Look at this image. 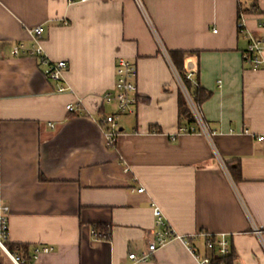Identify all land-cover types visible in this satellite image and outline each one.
Instances as JSON below:
<instances>
[{"label":"crops","instance_id":"1","mask_svg":"<svg viewBox=\"0 0 264 264\" xmlns=\"http://www.w3.org/2000/svg\"><path fill=\"white\" fill-rule=\"evenodd\" d=\"M240 12L264 41V0H0V237L6 218L9 243L31 256L53 249L32 264H200L190 248L208 255L202 236L129 259L147 250L155 203L179 236L226 235L233 264H264V142L246 133L264 134V65L244 62ZM37 27L46 57L68 64L71 92L59 94L37 59L12 55L31 48ZM170 51L188 53L186 68L212 93L200 108L206 133L197 122L201 132L179 134L188 122ZM120 58L137 67L138 103L110 149L99 121L116 111L103 96ZM77 104L81 113L67 111ZM0 264H15L1 246Z\"/></svg>","mask_w":264,"mask_h":264},{"label":"built area","instance_id":"2","mask_svg":"<svg viewBox=\"0 0 264 264\" xmlns=\"http://www.w3.org/2000/svg\"><path fill=\"white\" fill-rule=\"evenodd\" d=\"M88 0H69L70 3L81 2L85 3ZM257 12V11H256ZM259 27L264 28V14L259 13ZM238 31L241 34H246V37L249 41L248 48L244 54V62L250 66L252 70H258L264 65V60L262 58L263 52V44L264 41L252 33L247 27V16L244 12L239 13L238 23H237ZM33 38V45L31 48L26 47L25 45H18L14 47L12 51V55L15 57H29L37 59L41 66L44 67V74L46 78L54 83H57V92L59 94H65L71 92V89L64 84V73L68 69V64L66 62H54L49 60L43 50L42 47V38L44 33L43 27H37L30 31ZM178 79L182 85L184 94L190 104L193 114L197 120V122L201 126L202 132H207L206 127L204 125L203 118L201 113L194 106L188 92L186 91L183 82L180 76L177 74ZM138 77V70L136 65L124 58H120L117 62L116 68V84L112 91L107 92L103 96L104 103L114 106L115 112L108 116H105L101 121H99V125L102 128V131L105 135L107 147L110 149H114L117 145V140L120 135V126L119 119L124 116L134 115L135 108L138 103V88L136 85V80ZM185 77L188 80L194 82V74L192 70L187 68V72ZM80 104L77 105H68L67 111L69 113H81ZM51 128H55L54 125L49 124ZM198 129L194 127H182L180 129L179 134H192L198 133ZM200 131V132H201ZM246 133L252 134L258 142H264V134H254L250 131H246ZM175 140V137H173ZM129 168L125 166L124 172L127 173ZM131 192L138 194H145L146 189L144 187H131ZM152 211L155 219L154 229L151 233V239L149 241L147 250L141 255L137 256L136 254H131L129 259L135 263H142L150 260L154 254L165 247L167 244L174 240H181L186 245L189 246V243L198 238L203 237L206 239V247L208 251L213 250L215 246H217L218 253L221 257H226L231 252L230 242L227 239L226 235H219L217 238V242L214 243L212 241L211 234L208 233H200V235L191 236V237H182L179 236L172 226L166 220L162 210L155 204L152 203ZM1 227L3 236L0 237V246L4 249L7 256L15 263V264H24V261L20 256L12 254L8 248L5 246L4 241L7 238V219H1ZM262 230L254 227V233L260 235L262 234ZM95 237L104 239L105 234L100 232L94 233ZM196 259H198L200 264H211V259L207 256L200 257L199 254L192 248H190ZM53 252L52 248L49 247H39L33 251L32 259L36 260L43 253H51Z\"/></svg>","mask_w":264,"mask_h":264},{"label":"trees","instance_id":"3","mask_svg":"<svg viewBox=\"0 0 264 264\" xmlns=\"http://www.w3.org/2000/svg\"><path fill=\"white\" fill-rule=\"evenodd\" d=\"M187 55L188 53L181 51L169 52V57L172 61V64L174 65L178 75L180 76L186 91L188 92L196 109L199 112H201L200 111L201 105L211 98L212 93L204 88H201L197 82L195 81L192 82L191 80H188L185 77V74L187 72V68L185 66V60ZM179 115H180V120L182 122L184 121L188 122L184 127H190L191 125L197 123L192 108L188 103V100L184 92H180V96H179ZM227 168L230 175L235 181L241 180V166L239 163H235V164L228 163ZM95 231L100 232L99 229ZM211 239L214 243L217 242L216 237H212ZM4 244L12 254L20 256L21 259L24 261V264L33 263L32 262L33 259L30 253V247L28 245L12 244L9 243L7 240L4 241ZM206 256L211 259V264H233L235 259V255L232 254V250L228 256L221 257L218 253L217 246H215L213 250L208 251V255Z\"/></svg>","mask_w":264,"mask_h":264},{"label":"water","instance_id":"4","mask_svg":"<svg viewBox=\"0 0 264 264\" xmlns=\"http://www.w3.org/2000/svg\"><path fill=\"white\" fill-rule=\"evenodd\" d=\"M194 68V65L192 63L188 64V69L192 70Z\"/></svg>","mask_w":264,"mask_h":264}]
</instances>
